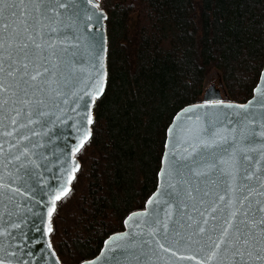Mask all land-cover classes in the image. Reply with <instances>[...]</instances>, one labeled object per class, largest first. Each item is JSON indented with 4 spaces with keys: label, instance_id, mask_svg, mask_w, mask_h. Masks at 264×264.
Segmentation results:
<instances>
[{
    "label": "water",
    "instance_id": "obj_1",
    "mask_svg": "<svg viewBox=\"0 0 264 264\" xmlns=\"http://www.w3.org/2000/svg\"><path fill=\"white\" fill-rule=\"evenodd\" d=\"M15 11L4 16L10 25L3 29L5 67L8 54L26 43L52 75L41 78L43 91L30 87L36 82L28 77V84L2 77L0 264H61L48 239V213L59 201L54 194L70 187L67 173L78 164L75 155L82 147L76 148L85 126L89 129L85 108L91 113L102 95L89 104L92 98L85 92L98 73H106L105 18L97 14L105 15L88 0H73L64 8L34 0ZM262 84L264 66L246 102L220 103L218 91L209 86L200 102L177 111L165 130L154 191L142 209L124 218L122 231L109 235L98 254L80 264H264V225L259 223L264 212L258 211L264 208V107L256 91ZM249 101L255 103L247 110L238 107ZM241 203V212L251 209L248 224L240 223L245 219L240 215L235 227L250 233L248 243L227 250L222 245L209 261L225 221ZM114 236L124 238L107 244ZM229 240L235 241L234 232Z\"/></svg>",
    "mask_w": 264,
    "mask_h": 264
},
{
    "label": "trees",
    "instance_id": "obj_2",
    "mask_svg": "<svg viewBox=\"0 0 264 264\" xmlns=\"http://www.w3.org/2000/svg\"><path fill=\"white\" fill-rule=\"evenodd\" d=\"M95 1L106 17V79L71 190L50 217L61 264L95 257L143 208L165 130L177 111L200 102L211 71L219 99L242 104L264 66V0Z\"/></svg>",
    "mask_w": 264,
    "mask_h": 264
},
{
    "label": "snow or ice",
    "instance_id": "obj_3",
    "mask_svg": "<svg viewBox=\"0 0 264 264\" xmlns=\"http://www.w3.org/2000/svg\"><path fill=\"white\" fill-rule=\"evenodd\" d=\"M34 0H0V92L6 91V89L3 86L2 77L4 75L12 77L14 80L18 77L22 82L25 84H28V80L36 82L31 85L30 87H33L36 91H43L44 90V82L41 81V78H46L50 75L51 69L47 66L46 63L41 62L37 63L36 56L37 54L34 51L29 50V46L25 43L22 45H19L16 52L12 53L10 52L8 54V64L7 68L5 67V59H4V39H3V29L6 27H10L5 22L4 16L5 12H8V15H14L16 13V6L18 4H24V3H33ZM35 2L43 3L44 0H35ZM51 3H55L57 7L64 8L65 6H73V0H49ZM88 3H92L93 7H99L98 4L93 3V0H88ZM100 19H104L102 14H97ZM36 48H39L40 45H36ZM99 59V58H98ZM32 67L33 71H29V67ZM98 67H102V65H98ZM106 75V73H98L96 81L94 85L92 86V90L86 91L85 95L91 97L92 99L88 100L87 103H92L95 97L99 96L103 92V78ZM25 77H28V80L25 79ZM262 88H264V84H262L260 87L256 89L258 93L261 94V101L260 106L264 107V91H262ZM6 102V101H5ZM220 103H223L222 101ZM255 103V101H249L248 104L238 106L242 107L245 110L248 109L250 105ZM228 107H232L231 105H227ZM195 109H185V112L188 111H194ZM86 116L85 119L87 121V124H91L92 117L90 113L87 112V108H85ZM169 132H171V129H169ZM91 137V130L87 129L85 126V131L82 134L80 144L77 146L76 150L79 151L81 147L84 146V144L87 142V140ZM80 165L75 164V166L67 173L68 180L66 182L67 185H70L71 180L75 178V172L79 170ZM70 187L64 186L62 188V191L59 193L54 194V201L61 199L63 195H66L68 191H70ZM247 199V197H245ZM220 200L223 201L224 197H220ZM148 203L151 205L153 203V200H149ZM244 205L243 203L240 204V208H237L230 212L229 218L225 221V226L222 228L221 236L218 238L217 241H215V248L211 255L209 256V261L215 256L216 251L221 249V246L223 245L225 250H227L228 247H235L236 243L240 244H247L248 240L246 237L250 235L248 231H242L239 227H235L236 218L240 215H243L245 219L240 220L241 224H244L247 226L248 220L247 217L249 216V213L251 209L249 208L248 211L241 212L240 209H243ZM55 211V202H53L51 209L49 210L48 215L51 216L52 212ZM213 212L216 211V208L214 207L212 209ZM260 212H264V208L258 209ZM133 220L132 216L128 217V221ZM126 221V223H128ZM255 222V221H254ZM207 223V221H205ZM259 223L261 225H264V216H261ZM165 229H167V225H164ZM49 231H51V226H49ZM205 229L203 227L199 228V232L203 233ZM261 231L264 232V227L261 228ZM234 232L235 233V241L229 240V233ZM128 234L125 233L124 236H127ZM123 236H114L111 241L106 242L107 244L114 243L116 240L123 239ZM157 244L160 248H162L164 251H169L168 248L165 247L164 244H161L159 241H157ZM239 254V250L237 249V253ZM85 264H96L95 261L91 262H85Z\"/></svg>",
    "mask_w": 264,
    "mask_h": 264
},
{
    "label": "rangeland",
    "instance_id": "obj_4",
    "mask_svg": "<svg viewBox=\"0 0 264 264\" xmlns=\"http://www.w3.org/2000/svg\"><path fill=\"white\" fill-rule=\"evenodd\" d=\"M204 85L205 87H208V86H219V75L214 72V71H211L208 76L206 77L205 79V82H204Z\"/></svg>",
    "mask_w": 264,
    "mask_h": 264
}]
</instances>
